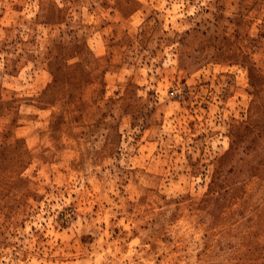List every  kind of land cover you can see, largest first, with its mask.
I'll return each mask as SVG.
<instances>
[{
    "label": "rangeland",
    "instance_id": "374dc122",
    "mask_svg": "<svg viewBox=\"0 0 264 264\" xmlns=\"http://www.w3.org/2000/svg\"><path fill=\"white\" fill-rule=\"evenodd\" d=\"M0 264H264V0H0Z\"/></svg>",
    "mask_w": 264,
    "mask_h": 264
}]
</instances>
